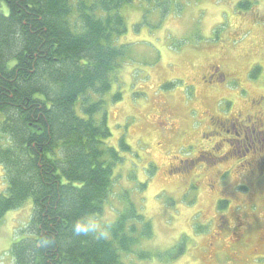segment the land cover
Listing matches in <instances>:
<instances>
[{
	"label": "trees",
	"instance_id": "obj_1",
	"mask_svg": "<svg viewBox=\"0 0 264 264\" xmlns=\"http://www.w3.org/2000/svg\"><path fill=\"white\" fill-rule=\"evenodd\" d=\"M177 1L0 0V226L9 212L31 208L8 249L13 264H141L184 255L182 243L163 253L143 247L153 224L128 192L107 237L72 233L82 216L103 215L122 161L109 145L104 106L132 56L121 42L126 10L162 5L163 17ZM238 7L248 11L252 2ZM138 186L143 194L147 182Z\"/></svg>",
	"mask_w": 264,
	"mask_h": 264
},
{
	"label": "rangeland",
	"instance_id": "obj_2",
	"mask_svg": "<svg viewBox=\"0 0 264 264\" xmlns=\"http://www.w3.org/2000/svg\"><path fill=\"white\" fill-rule=\"evenodd\" d=\"M242 1L178 0L163 17L162 5L148 4L150 13H140L136 7L126 10L128 31L121 42L131 45L132 56L113 81L104 106L112 134L109 145L122 161L114 169L115 187L100 218L114 222L127 192L131 193L154 228L152 240L143 242V247L151 253L181 243L185 247L177 260L141 264H264V174L251 175L242 167L251 155L239 159V165L233 162L231 176L218 183L228 169L215 168L221 162L208 168L209 157L203 155L192 170L184 163L180 169L179 164L199 151H211L221 139L209 128V117L222 118L228 108L226 104L210 108L201 80L211 65L227 77L239 78L248 94L236 109L244 115L252 113L246 101L264 95V0H249L248 11L238 7ZM117 93L121 99L113 103ZM122 141L129 150L121 148ZM2 176L0 167V190ZM145 182L142 194L138 184ZM221 200L228 201L224 225L217 208L215 212ZM30 209L5 216L0 226V264H13L8 249L22 236L19 231L29 222ZM217 230L223 235L214 245Z\"/></svg>",
	"mask_w": 264,
	"mask_h": 264
},
{
	"label": "flooded vegetation",
	"instance_id": "obj_3",
	"mask_svg": "<svg viewBox=\"0 0 264 264\" xmlns=\"http://www.w3.org/2000/svg\"><path fill=\"white\" fill-rule=\"evenodd\" d=\"M201 80L207 89V100L212 103L210 108H219L221 104H226L225 108H228L225 111V116L222 118L209 115V128H212L211 131L216 130V136L221 135V139L218 137L220 140L211 146V151H199L197 152V155H195L194 158L189 159L188 162L180 161V168L183 169L182 163H184L188 164V169L192 170V168L200 162L201 158L204 157L203 155L208 156L210 162L209 164H205L206 167L209 168L215 166L219 162L221 163L215 168L224 166L228 167L223 175L220 176L219 181H217L218 183L223 176L231 174L229 168L233 165V162L236 165H239V159L251 155L249 162L242 165V167L245 169L248 168L247 172L251 175H254L256 172L264 174V156H262V154L264 155V95L260 94L252 100H247V108H252V113L244 115L236 109L239 108V102L245 103L242 100L244 94H248L242 84L239 83V78L227 77L225 74L219 72L217 66L211 65L208 72ZM255 108H260L261 111H254ZM224 136L226 138H222ZM260 152L262 154L258 155ZM239 185V182H237L235 188ZM227 204L228 201L221 200L215 207V212L217 208L216 213L220 215V221L223 225L226 224V213H228V211L223 212V210L227 208ZM223 225H219L217 228H223ZM219 231L220 230H217V232L214 233V236L218 237L216 239L217 242H215L214 245H218L220 243L219 240L222 239H219V237L223 235V232L222 230L221 232ZM228 231L229 228H226L225 233ZM233 234H236V231H234ZM241 240L244 242V238ZM261 241L263 242L264 239L261 238ZM220 245L223 246V244Z\"/></svg>",
	"mask_w": 264,
	"mask_h": 264
},
{
	"label": "clouds",
	"instance_id": "obj_4",
	"mask_svg": "<svg viewBox=\"0 0 264 264\" xmlns=\"http://www.w3.org/2000/svg\"><path fill=\"white\" fill-rule=\"evenodd\" d=\"M109 226V220L87 214L79 218L72 225V233L75 236H94L96 238L107 237ZM48 242V240L42 241V243Z\"/></svg>",
	"mask_w": 264,
	"mask_h": 264
}]
</instances>
